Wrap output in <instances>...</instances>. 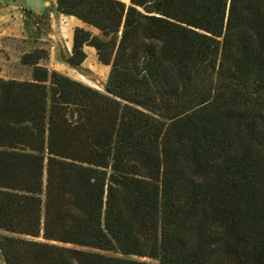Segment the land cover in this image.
Returning a JSON list of instances; mask_svg holds the SVG:
<instances>
[{
  "label": "trees",
  "instance_id": "16d2710c",
  "mask_svg": "<svg viewBox=\"0 0 264 264\" xmlns=\"http://www.w3.org/2000/svg\"><path fill=\"white\" fill-rule=\"evenodd\" d=\"M54 12L96 31L72 30L66 64L90 47L110 70L101 92L34 48L30 80L0 77L4 264H264V0Z\"/></svg>",
  "mask_w": 264,
  "mask_h": 264
},
{
  "label": "rangeland",
  "instance_id": "374dc122",
  "mask_svg": "<svg viewBox=\"0 0 264 264\" xmlns=\"http://www.w3.org/2000/svg\"><path fill=\"white\" fill-rule=\"evenodd\" d=\"M54 1L56 0L14 1L22 14L23 20L25 16L23 9H29L32 12L33 10H39V14L33 13L42 16V19L38 20L39 25L36 27L37 34L35 36L37 37L28 39L26 35L25 42L13 38H9L4 42L5 45L3 47L6 46L8 48H6L7 50H0V76L7 77V79L30 80L31 68L21 65L20 57L34 48H43L48 52V58L41 62V64L48 70H55L71 79L103 92L110 67L98 62L95 51L92 48H90L92 54L88 52L86 61L84 60V64L82 63L78 68H72L64 61L71 50L73 28L54 13ZM0 235L10 234L0 230ZM107 254L112 255L113 253ZM147 261L152 264H158L154 260ZM0 264H4L1 253Z\"/></svg>",
  "mask_w": 264,
  "mask_h": 264
},
{
  "label": "crops",
  "instance_id": "0c3cea01",
  "mask_svg": "<svg viewBox=\"0 0 264 264\" xmlns=\"http://www.w3.org/2000/svg\"><path fill=\"white\" fill-rule=\"evenodd\" d=\"M16 0H0V50H7L8 47H3L9 38H13L16 40H20L21 42L26 41V32L23 23V17L21 12L18 10V6H16ZM124 3H128L129 0H120ZM55 6V1H54ZM26 8V7H24ZM34 13L39 14V10H33ZM55 13V12H54ZM56 15L61 18V20L66 21L71 27L74 29L75 27L86 28L96 33L95 30L86 27L81 21L75 19L74 17H67L63 15ZM5 48V49H3ZM85 54L88 55V52L92 54L90 47L84 48ZM86 61V60H85ZM84 64V63H83ZM2 77V76H0ZM7 79V77H2ZM9 78V77H8ZM14 79V78H10Z\"/></svg>",
  "mask_w": 264,
  "mask_h": 264
}]
</instances>
